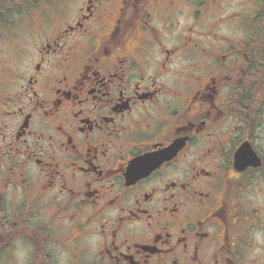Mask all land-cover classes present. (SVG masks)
<instances>
[{
	"label": "flooded vegetation",
	"instance_id": "obj_1",
	"mask_svg": "<svg viewBox=\"0 0 264 264\" xmlns=\"http://www.w3.org/2000/svg\"><path fill=\"white\" fill-rule=\"evenodd\" d=\"M20 6L0 264H264V0Z\"/></svg>",
	"mask_w": 264,
	"mask_h": 264
},
{
	"label": "rangeland",
	"instance_id": "obj_2",
	"mask_svg": "<svg viewBox=\"0 0 264 264\" xmlns=\"http://www.w3.org/2000/svg\"><path fill=\"white\" fill-rule=\"evenodd\" d=\"M25 32L28 33L27 24L17 17L10 29L0 28V72L4 70L7 60L14 55L13 50L18 42L20 44L24 37V41L28 40Z\"/></svg>",
	"mask_w": 264,
	"mask_h": 264
},
{
	"label": "trees",
	"instance_id": "obj_3",
	"mask_svg": "<svg viewBox=\"0 0 264 264\" xmlns=\"http://www.w3.org/2000/svg\"><path fill=\"white\" fill-rule=\"evenodd\" d=\"M20 0H0V22L13 16L19 7Z\"/></svg>",
	"mask_w": 264,
	"mask_h": 264
}]
</instances>
